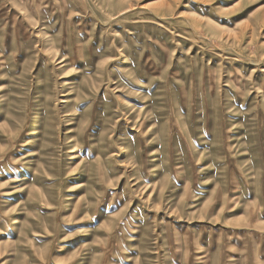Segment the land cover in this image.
Instances as JSON below:
<instances>
[{"label": "rangeland", "instance_id": "1", "mask_svg": "<svg viewBox=\"0 0 264 264\" xmlns=\"http://www.w3.org/2000/svg\"><path fill=\"white\" fill-rule=\"evenodd\" d=\"M0 264H264V0H0Z\"/></svg>", "mask_w": 264, "mask_h": 264}]
</instances>
